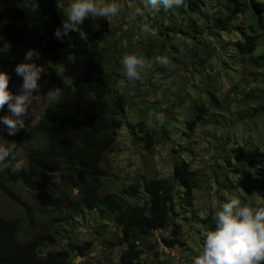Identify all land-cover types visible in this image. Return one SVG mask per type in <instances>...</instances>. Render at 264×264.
I'll list each match as a JSON object with an SVG mask.
<instances>
[{
  "label": "trees",
  "instance_id": "16d2710c",
  "mask_svg": "<svg viewBox=\"0 0 264 264\" xmlns=\"http://www.w3.org/2000/svg\"><path fill=\"white\" fill-rule=\"evenodd\" d=\"M67 4L36 0L33 9L32 0H0V71L8 74L26 62L30 49L39 58L34 55L27 62L38 66L47 60L55 67L66 38L57 40L53 33L61 26ZM138 20L152 31L142 33L138 26L127 35L116 27L120 33L114 37L102 27L88 36L91 31L82 28V22L78 28L87 35L85 46L73 59L78 76L52 77L50 71L44 76L61 89V95L55 102L51 98L38 118L23 119L24 129L11 136L14 159L0 164V197L18 212L0 210V264H73L77 257L88 258L93 241L101 238L105 257L86 259L85 264H144L142 248L156 231H170L173 238H163L169 247L186 245L179 217L198 212L195 193L211 189V183L218 186L217 192L228 191L235 180L247 204L264 207V194L253 195L246 186L251 182L260 191L264 183V141L255 143L252 151L244 138L243 147H228L232 129L264 119V0H183L179 8L149 9ZM235 32L239 38H232ZM125 54L167 56L184 81L182 93L164 109L159 127H150L143 119L132 124L127 118L129 95L119 87L125 80L121 64ZM160 70L165 69L154 63L135 86L151 85L152 75ZM221 78L228 82L225 90L218 84ZM172 108L179 110L180 120ZM7 114L5 106L0 116ZM125 126L148 154H157L159 146L167 148L170 168L164 175L105 191L104 159L115 150ZM207 127L215 136L214 153L210 163L195 167L190 155L199 143L194 136ZM253 152L260 159L248 160ZM16 161L23 162L18 173L11 171ZM58 173L73 175L75 194L64 187L36 204L21 194L22 189L37 190L42 180ZM216 210L199 223L190 221L202 225L199 230H213ZM38 214H59L54 221L69 229L40 232ZM79 221L96 237L79 239L75 226ZM104 235H112L111 240ZM115 246L122 248L117 260L111 258Z\"/></svg>",
  "mask_w": 264,
  "mask_h": 264
},
{
  "label": "rangeland",
  "instance_id": "374dc122",
  "mask_svg": "<svg viewBox=\"0 0 264 264\" xmlns=\"http://www.w3.org/2000/svg\"><path fill=\"white\" fill-rule=\"evenodd\" d=\"M64 1L67 3L71 2V0ZM104 2H110V0H104ZM119 2L122 4V11L117 18H108L107 20L97 18L96 20H93L89 17L83 21L82 28H88L91 31V34L88 36L92 35L102 27L105 28V31L108 34L112 33L114 37L120 33L116 30V27H120L123 34L128 35L130 31L135 30L138 26L143 24L138 20V16L134 15L135 9L139 7L140 4L142 5L141 0H119ZM151 16L153 17V14H151ZM94 25H99V28H94ZM86 36L87 35L80 28L76 32L70 31L68 37H66L64 48L60 52V60L58 64L55 67H52L47 60L38 64V67L42 68L40 79L38 80L40 89L38 93H33L34 98L32 104L22 119L28 117L38 118L44 106L52 98L47 94L49 91L55 89V87L51 82L44 79L47 72L50 71L52 77L63 74L66 78L73 79V77L78 76V71L73 67V59L75 54H78L85 46ZM239 37V32H235L232 36L234 39ZM49 38H51V36ZM96 42L99 45H102L100 41ZM175 67L176 66H167L164 67V71L160 70L155 72L152 75L153 80L151 81V85L141 83L136 87V84L127 81L126 78L123 82L121 81L119 83L120 89L129 95V104L126 108V115L132 124L136 123L139 119L145 120L150 127H159V125L164 123V116H166L164 109L167 106H171L176 98L175 94H181L183 90L181 84L184 81L180 77V73L176 71ZM14 68L15 66L8 72V90L13 94H17L22 80L15 74ZM156 83L159 85H154ZM212 84L213 82L211 81V85ZM218 84L223 87L222 89H227L228 82L225 78H221ZM137 94H141V96L137 97ZM154 107H156L157 110H154ZM172 109L176 113L177 120H180L181 118L178 113L179 110L177 108ZM1 111L2 109H0V113ZM209 131H211V128L207 127L203 131H197L194 136L195 141L199 143V146H196V153L190 155V159L195 167H204L205 164H208L211 161L214 153L212 143L215 140V136L210 134ZM128 132L129 128L125 126L120 132L115 145V150L108 154L104 159L103 167L107 173L105 191L119 189L123 186L132 185L137 182L141 183L143 181L142 177H144V179H150L159 176L160 174L164 175L169 171L170 162L166 155V153H168L167 148L159 146L157 148V154H148L142 147H140L142 144L139 145V143H136ZM0 136H2L6 142L12 143V135L9 136L6 132H0ZM231 136L232 142L230 146H228L230 150L236 149L238 146L243 147L245 145V143H243L244 140L249 145L250 151H252L255 143H259L261 140L264 141V119L257 120L256 123H254V125L251 124L250 127L247 126L245 128L232 129ZM242 138L244 139L242 140ZM234 153L238 156L240 154L238 152ZM255 153L256 152H253V155L249 157L248 160L254 161V159H260ZM235 161V157H232L230 163L233 164ZM239 171L241 173L243 170ZM75 185V180L72 174L58 173L42 180L37 190L22 189L20 192L23 197L36 204L38 201L46 197L57 195L58 191L64 187L75 194ZM232 185L233 186L228 191L221 188L220 191L217 192L216 188H218V186L211 183V189L205 188L197 191L195 193L196 201L194 205L199 213L197 212L193 216L186 214L179 217V222L182 227V240L186 242V245L169 247L164 244L163 238H173L170 231H156L154 237L151 238L150 241L148 240L146 247L142 248L144 252L142 254V261H144V264H191V262H187V259H192L202 251L203 236L201 235V232L205 230H203V228H201V230L198 229V226H202L196 224L199 223L198 219L205 217V214L209 213L211 209H217L219 206L218 202H227L229 195L237 196L241 199L242 203L247 204V202L242 199L245 195L239 190L237 181L233 180ZM246 186L251 189L253 195L257 192L262 195L264 194V183L260 184V191H257V188H253L256 187V185L251 182L248 184L246 183ZM0 210L8 214L18 213L16 208L8 205L2 197H0ZM58 215L59 214H38L36 229L40 232H49L53 229L60 230L61 227L69 229L61 222L54 221L58 218ZM197 215L199 216L196 217ZM190 220H194L196 223H191ZM52 226L56 228H52ZM75 226L78 230L77 236L79 239L91 240L96 237L86 231L87 228L83 222L79 221V224ZM112 229L113 228L111 227L110 230ZM28 232H30V230L24 231L25 234ZM61 233L65 235L64 232ZM104 236L105 239H108L109 241L112 238V235ZM74 238L77 237L74 236ZM102 241H104L102 238L101 241L94 240V246L92 247L93 250L87 254L88 258L77 257L73 264H85L84 261H86V259H89L91 262L103 259L105 256L104 252H102ZM189 247L191 250H189ZM121 249V246H115L112 248L111 258L113 260L118 259Z\"/></svg>",
  "mask_w": 264,
  "mask_h": 264
},
{
  "label": "clouds",
  "instance_id": "9594fccd",
  "mask_svg": "<svg viewBox=\"0 0 264 264\" xmlns=\"http://www.w3.org/2000/svg\"><path fill=\"white\" fill-rule=\"evenodd\" d=\"M143 7H137L134 15L143 16L151 9L165 11L179 8L183 0H141ZM33 9L36 0H32ZM122 11L119 0H71L63 8L64 19L61 26L54 30V38L62 40L68 37L70 31L76 32L78 26L86 19L117 18ZM98 29L99 25H94ZM152 29L147 24L140 25V32L150 33ZM39 58V53L28 50L24 55L23 63L15 66V74L21 78L17 94L8 90L9 76L0 71V109H5L7 115L0 116V132L15 135L24 129L22 117L32 104L34 92H39L38 80L42 68L29 63L33 56ZM167 67L171 61L167 56L157 55L146 59L142 55L125 54L121 57L124 77L127 81L135 83L142 76L152 70L153 64ZM52 100L58 101L61 89L55 88L48 92ZM15 143L6 142L0 136V164L14 159L13 149ZM23 168L22 161H16L11 171L18 173ZM215 211L214 229L201 232L203 236L202 251L191 260V264H264V207L242 203L237 196L229 195L227 202H218ZM199 227V226H198Z\"/></svg>",
  "mask_w": 264,
  "mask_h": 264
}]
</instances>
